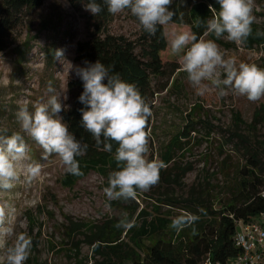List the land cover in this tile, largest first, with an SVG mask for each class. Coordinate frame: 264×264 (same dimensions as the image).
<instances>
[{"label": "rangeland", "instance_id": "obj_1", "mask_svg": "<svg viewBox=\"0 0 264 264\" xmlns=\"http://www.w3.org/2000/svg\"><path fill=\"white\" fill-rule=\"evenodd\" d=\"M253 14L256 18L253 26L264 30L263 0H254ZM91 15L85 5L73 8L68 0H44L40 8L23 13L21 23L12 34V45L0 52V128H7L5 135L21 132L28 145L29 162L43 165L40 177L31 185L18 183L10 191L0 190V204L15 208V231L26 232L32 239L31 253L25 264H92L94 257L87 244H82L79 255L70 251L72 243L64 237L62 227L67 222L66 216L68 222L93 224L123 214L107 200L103 188L108 186V178L97 172H90L73 187L64 186L62 178L66 172L58 156L53 154L46 161L41 159L43 149L22 132L16 120V112L24 101L33 111L35 102L46 101L52 95L47 92L49 82L62 97L64 105H68V82L77 77L69 64L80 66L75 60L76 45L88 40L94 30ZM164 28L168 48L161 53L162 59L165 63L177 62L180 68L168 90L155 98L149 159L161 161L166 146L182 130H187V126L196 130L190 132L186 150L178 151L176 161L166 169L173 178L186 169L181 184L167 187L160 178L158 185L139 193L137 200L141 208L156 214L158 198H174L178 201L174 206L160 204L161 215L172 220L181 212L193 214L180 205L191 199V188L196 189L195 198L202 201L201 204L216 210L232 198L240 180L239 169L245 160L235 148L236 141L231 140V132H248L245 125L237 123L235 116L239 114L244 122L250 123L254 112L264 105V99L250 102L245 97L233 95L230 90L223 97L217 94L218 90H211L204 97L196 96L182 71L179 57L170 52L173 33L191 31V28L171 22ZM142 30L130 10L112 15L105 29L130 40H137ZM222 40L224 44H217L225 58L264 68L263 45L255 44L249 49L245 43L237 45L226 38ZM56 50H63L62 59L55 58ZM160 81L153 78L155 85ZM64 96L67 99H63ZM257 132L263 140L264 124ZM0 264H6L3 250H0Z\"/></svg>", "mask_w": 264, "mask_h": 264}, {"label": "clouds", "instance_id": "obj_2", "mask_svg": "<svg viewBox=\"0 0 264 264\" xmlns=\"http://www.w3.org/2000/svg\"><path fill=\"white\" fill-rule=\"evenodd\" d=\"M184 2L180 0L181 4ZM104 3L112 15L130 10L149 35H155L158 26L169 24L176 15L170 10L173 0H104ZM217 3L218 11L209 5L210 19L197 21V27L206 28L204 36L198 38L191 31L175 32L170 52L179 57L182 71L196 96L204 97L211 90H218L217 94L223 97L230 90L233 95L245 97L250 102L260 101L264 99V68L225 58L215 40L205 38L214 35L216 39L226 38L237 45L244 44L252 35L256 19L254 0H217ZM85 10L96 16L102 8L96 0H88ZM62 57L63 50H56L55 58ZM85 64L86 67L69 64L70 70L83 81L84 90L79 96L84 105L79 109L81 127L91 134L98 148L103 146L105 152L112 153L113 143L118 145L114 154L117 168L109 173L108 186L103 192L109 202L135 201L138 193L148 192L158 185L160 172L166 167L163 161L149 159L148 123L153 115L152 107L135 83L123 80L118 73L113 74L111 68L99 60ZM47 92L52 95L46 101L35 102L33 111L24 101L16 112V120L22 132L43 149L41 159L46 161L55 154L65 172L81 175L77 157L86 154L88 144L69 131L60 115L66 106L51 82ZM7 131V128H0V190L3 191L12 190L18 183L31 185L40 177L43 168L40 163L29 162L24 135L21 132L5 135ZM14 214V207L0 204V250L4 251L6 264H25L31 253L32 239L26 232L15 231ZM199 219L198 215L181 212L172 218L169 228L177 233L185 228L195 232L193 226ZM133 226L127 213H123L114 225L124 230Z\"/></svg>", "mask_w": 264, "mask_h": 264}, {"label": "trees", "instance_id": "obj_3", "mask_svg": "<svg viewBox=\"0 0 264 264\" xmlns=\"http://www.w3.org/2000/svg\"><path fill=\"white\" fill-rule=\"evenodd\" d=\"M73 8L86 5L88 0H68ZM264 1V0H263ZM102 11L94 16V30L86 41H79L76 45L75 60L80 67H86L85 62L95 63L99 60L112 73L120 74L127 82L135 83L141 94L150 103L152 112L155 98L158 94L168 90L170 81L180 66L177 62L165 63L161 53L168 48V40L164 26H158L155 35H149L142 30L137 40H130L124 35H115L105 31L112 14L107 11L104 0H96ZM44 0H0V52L12 45V34L21 23L23 13L29 9H38ZM209 5L219 10L217 0H173L170 10L176 12L171 23L189 25L191 32L198 38L204 36L205 26L197 27V21H207L212 17ZM252 35L245 42L249 49L255 44L264 46L262 28L252 25ZM216 43L224 44L222 38L214 35L205 37ZM153 78L160 81L157 85ZM70 101L65 110L60 113L72 132L82 143L88 144L85 155L77 157L81 175H72L66 172L62 183L66 187H73L79 180L90 172H97L108 178L109 173L116 170L114 159L117 144L113 143L112 153L99 148L90 133L81 127V112L84 105L79 101L83 92V81L77 76L68 82ZM238 124L248 128V132L233 131L231 140H235V148L241 153L245 164L239 169L240 180L232 198L218 210L210 205L201 204L195 198L197 191L191 188V199L181 203L184 210L192 211L200 216L192 228H185L177 233L169 228L171 219L161 215L160 204L176 205L174 198L166 200L158 198L155 206L156 214L140 203L129 200L127 202L112 201L115 208L127 213L134 226L131 229H117L114 225L121 217L107 218L100 223L67 222L63 224L64 237L71 241L70 251L79 255L83 243L91 247L94 261L92 264H198L204 257L210 255L213 260L226 262L240 254L235 245L234 234L237 221L250 222L257 219L264 212V139L258 136V127L264 124V105L255 112L250 123L244 122L239 114L235 116ZM152 117L149 118L148 129H151ZM191 126V125H190ZM187 126L166 146L162 160L166 165L160 172V178L171 187L180 185L187 173L182 169L174 178L166 169L176 161L178 151L186 150L185 145L190 139V132L195 127ZM239 127V126H238ZM139 195V193H138ZM203 211H200V210Z\"/></svg>", "mask_w": 264, "mask_h": 264}, {"label": "built area", "instance_id": "obj_4", "mask_svg": "<svg viewBox=\"0 0 264 264\" xmlns=\"http://www.w3.org/2000/svg\"><path fill=\"white\" fill-rule=\"evenodd\" d=\"M234 242L238 256L223 263L207 255L198 264H264V212L253 221H237Z\"/></svg>", "mask_w": 264, "mask_h": 264}]
</instances>
